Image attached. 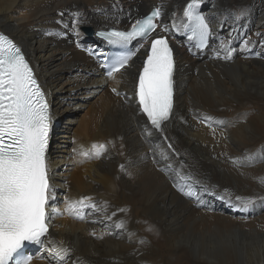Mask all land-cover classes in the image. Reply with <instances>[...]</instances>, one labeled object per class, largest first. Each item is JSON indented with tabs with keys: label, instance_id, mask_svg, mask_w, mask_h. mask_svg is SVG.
Instances as JSON below:
<instances>
[{
	"label": "bare ground",
	"instance_id": "obj_1",
	"mask_svg": "<svg viewBox=\"0 0 264 264\" xmlns=\"http://www.w3.org/2000/svg\"><path fill=\"white\" fill-rule=\"evenodd\" d=\"M188 1L0 0V32L25 54L50 106L55 199L49 236L31 264H264V0H203L214 33L202 53L182 40ZM153 7L176 61L174 109L162 133L134 96L149 43L134 42L136 58L110 78L106 45L80 31L125 30ZM88 90L95 106L61 154L72 93ZM93 144L106 145L99 159L79 154ZM186 183L199 202L178 190ZM83 197L96 205L83 209L84 219L57 214ZM54 248L70 251L61 262Z\"/></svg>",
	"mask_w": 264,
	"mask_h": 264
},
{
	"label": "snow or ice",
	"instance_id": "obj_2",
	"mask_svg": "<svg viewBox=\"0 0 264 264\" xmlns=\"http://www.w3.org/2000/svg\"><path fill=\"white\" fill-rule=\"evenodd\" d=\"M200 3L201 0H191L184 8L183 16L202 46L212 32L206 18L197 11ZM160 17L161 8L157 7L145 18L137 19L129 31L100 35L111 44L127 45L137 38L142 41L140 47L150 42L134 96L139 112L147 117L152 129L162 133L163 125L173 111L176 61L168 40L163 36H152L158 27L155 21ZM161 30L168 31L166 26H161ZM135 55L136 52H129L117 58L110 66L108 76L111 78L114 73L127 68ZM224 59H232L231 50H227ZM113 92L120 95L115 88ZM205 119L224 123L214 121L212 117ZM50 126L49 105L33 69L21 49L0 34V264H31V258L23 256V249L29 244L43 243L42 237L49 232L50 201L55 199L46 155ZM106 150L105 144H93L90 150L79 154L99 159ZM186 180L193 181L194 178L189 176ZM178 190L199 202L200 194L191 184L186 183ZM250 203V200L242 201L245 208ZM89 206L96 208L91 197H83L67 201L63 212L57 214L84 219L83 209ZM122 226L117 224V227ZM51 251L62 262L70 250L54 248Z\"/></svg>",
	"mask_w": 264,
	"mask_h": 264
},
{
	"label": "rangeland",
	"instance_id": "obj_3",
	"mask_svg": "<svg viewBox=\"0 0 264 264\" xmlns=\"http://www.w3.org/2000/svg\"><path fill=\"white\" fill-rule=\"evenodd\" d=\"M86 28H90V27H86ZM81 32L83 35H85L84 31H83V28H80ZM249 31L246 30V33H242L240 34L239 36H237V38H242L245 36V34H247ZM86 36V35H85ZM92 37V36H90ZM93 38V37H92ZM92 41V40H91ZM81 52H83V50H80ZM60 75L62 76H66V77H69L71 76V74L69 75V72L67 71H63L60 73ZM94 87V86H93ZM91 90H88L87 93H85V95L83 96H79L77 95L79 91H74L72 93V97H74L73 99V102L74 103H70V105L68 106V108H74L75 110L74 111H68V112H65L64 114V117L62 118V124L64 126V128H67L69 133L66 134V138L63 139L61 145H62V149H61V154L64 153V150H66L67 148L71 147L72 145V141L74 139V131H76L77 129V126L79 125V123L81 122V120L85 119L88 115H89V111L92 109V106L95 104L93 102H95L94 100V95L92 93H90ZM82 95V94H81ZM93 101V102H92ZM79 102V103H77ZM83 104V105H86L85 107H82V108H75L76 105H80ZM93 104V105H92ZM95 106V105H94ZM93 106V107H94ZM90 109H89V108ZM88 111V112H87ZM84 116H83V115ZM77 119V120H76ZM71 120V122H67ZM78 121V122H77ZM70 129V130H69ZM73 131V132H72ZM73 133V134H72ZM53 135V133H52ZM73 135V137H72ZM68 136V137H67ZM70 137V138H69ZM68 144V145H67ZM63 150V151H62Z\"/></svg>",
	"mask_w": 264,
	"mask_h": 264
},
{
	"label": "water",
	"instance_id": "obj_4",
	"mask_svg": "<svg viewBox=\"0 0 264 264\" xmlns=\"http://www.w3.org/2000/svg\"><path fill=\"white\" fill-rule=\"evenodd\" d=\"M90 35H92V34H90Z\"/></svg>",
	"mask_w": 264,
	"mask_h": 264
}]
</instances>
